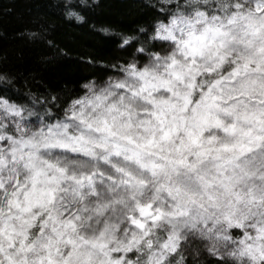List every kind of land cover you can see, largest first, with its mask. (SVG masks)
Masks as SVG:
<instances>
[{"label": "snow or ice", "instance_id": "snow-or-ice-1", "mask_svg": "<svg viewBox=\"0 0 264 264\" xmlns=\"http://www.w3.org/2000/svg\"><path fill=\"white\" fill-rule=\"evenodd\" d=\"M140 2L80 93L0 70V264H264V0Z\"/></svg>", "mask_w": 264, "mask_h": 264}, {"label": "trees", "instance_id": "trees-1", "mask_svg": "<svg viewBox=\"0 0 264 264\" xmlns=\"http://www.w3.org/2000/svg\"><path fill=\"white\" fill-rule=\"evenodd\" d=\"M89 3L92 7L81 11L85 23L79 24L65 17L61 0H0V70L13 80L9 95L25 102L29 92L44 91L39 81L56 90L67 85L80 93L83 81L106 79L107 69L90 68L76 58L92 57L104 63L123 59L126 53L118 52L114 40L98 30L108 27L113 32L131 33L136 25L150 19L140 0ZM42 30H47L48 38L67 57L60 59L43 41L27 38L28 32Z\"/></svg>", "mask_w": 264, "mask_h": 264}]
</instances>
